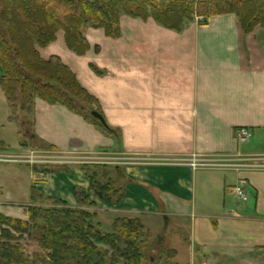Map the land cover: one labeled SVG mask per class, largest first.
<instances>
[{
	"label": "crops",
	"instance_id": "crops-1",
	"mask_svg": "<svg viewBox=\"0 0 264 264\" xmlns=\"http://www.w3.org/2000/svg\"><path fill=\"white\" fill-rule=\"evenodd\" d=\"M120 26L116 40L104 30L86 29L90 50L84 56L68 49L62 30L53 44L38 48L42 59L58 57L74 73L119 139L37 99L36 139L54 165L37 191L77 208L74 190L90 187L82 165H107L120 156L127 161L128 183L116 206L136 218L183 224V241L174 245L188 249L186 264L197 256L202 264H264V169L250 161L264 160V30L246 35L234 15L207 24L195 20L181 33L126 15ZM10 116L0 87V148L31 153ZM243 128L253 133L250 141L236 139ZM195 158L221 159L227 166L193 168L188 162ZM2 173L17 179L27 174L32 187L30 170L0 165ZM242 180L248 184L246 204L233 193ZM12 200L4 204L15 206ZM172 250L181 264L180 251Z\"/></svg>",
	"mask_w": 264,
	"mask_h": 264
},
{
	"label": "trees",
	"instance_id": "trees-1",
	"mask_svg": "<svg viewBox=\"0 0 264 264\" xmlns=\"http://www.w3.org/2000/svg\"><path fill=\"white\" fill-rule=\"evenodd\" d=\"M124 15L144 21L153 19L178 33L195 20L207 24L214 17L228 15L237 18L246 35L257 28L264 30V0H0V87L11 112L9 121L18 126L22 147L28 149L36 142L45 146L37 141L35 134L37 99L53 107L63 106L102 134L119 139L116 130L93 118V111L103 116L99 103L81 86L74 73L58 57L42 59L38 48L53 44L62 30L68 49L84 56L90 50L84 31L101 29L108 38L119 39L120 19ZM97 168L83 167L90 183L88 192L74 190L82 208L95 207L90 199L92 195L106 204L125 199V187L122 191L113 188L121 178L118 177V182L112 180L108 174L110 168L105 167V175L101 177L92 172ZM107 177L106 184L99 180ZM37 199L43 200L44 196L32 189L34 205L26 210L27 220L0 213V264H151L155 261L152 251L156 244L141 219H118L112 233L106 234L95 224L96 214L50 198L46 199L54 207H38ZM23 242L36 244L40 251L27 255ZM158 250V256L166 259H162V264H178L174 261V250L166 251L163 247Z\"/></svg>",
	"mask_w": 264,
	"mask_h": 264
},
{
	"label": "rangeland",
	"instance_id": "rangeland-1",
	"mask_svg": "<svg viewBox=\"0 0 264 264\" xmlns=\"http://www.w3.org/2000/svg\"><path fill=\"white\" fill-rule=\"evenodd\" d=\"M28 149L31 151V153H12L7 152L0 148V152L10 154L12 156H17L18 162H9V163H0L1 166H15V167H21L24 172L32 171L34 173V179L32 181V187H30V182H28V175H25V178L19 177L13 178L9 174L2 173L0 174V182L5 183L6 187L4 189H1L0 187V213L9 215L13 218H19L22 220H27L26 218V210L28 207L33 206L31 196H32V189H36L37 183L41 182L44 177L47 176L46 173L52 172V169L54 168V165H50L51 160L47 159L46 156H49L47 153V148L45 146H41L40 143H32ZM33 152V153H32ZM32 155L35 158L34 160L37 161V163H31L32 161ZM22 157V158H21ZM127 161L123 160L120 156L117 157V159L110 161L109 164H100L99 165H92L93 167H98L94 171H92L95 174H99L104 176L105 172H103V168H110V171L108 172L109 176H112V180L118 182V177L121 178L120 183L115 185L113 188L115 190H124V193H126V183L127 179L124 175V163ZM53 164V163H51ZM66 165V164H64ZM84 166H91V165H82V169ZM118 168V169H117ZM118 170V171H116ZM35 179L37 181H35ZM16 181V185H13L12 182ZM101 183L106 184L108 182V177L106 179L99 178ZM26 193V194H25ZM40 194V193H39ZM26 195V196H25ZM42 195V194H40ZM13 196L12 203L15 204V206H7L4 204L6 202V198ZM30 196V198H29ZM44 196V195H42ZM26 197V198H24ZM96 197V196H95ZM47 197L44 196L43 200H38L35 204L38 207L43 208H51L54 207L53 203L48 201L46 199ZM51 199V198H50ZM96 200L99 202L98 204L91 200V202L95 203V207L93 208H82L79 204L77 208H82L86 211H89L93 214H96L95 218V224L99 225L101 227V231L106 234H110L113 231V224L118 219H141L143 224L145 222V228L146 231H149L152 235V242H154L155 248L152 251V257L155 259L153 263L151 264H162V261L166 260L165 258H160L158 256L159 250L161 247L164 248V250H172L174 247L180 251V258L178 259V262L181 264H186L190 262V257L188 253V249L182 248L179 246H175L174 242H180L178 239L183 241L182 234L186 233V229L183 227V224H180L179 222H172V224L167 223L165 225V221L161 217H150V218H136L132 216V210L127 209H121L119 206L120 203H113V204H106L98 197H96ZM237 200V199H236ZM239 202V201H238ZM240 204H246L245 202H240ZM113 206V207H111ZM147 226V227H146ZM23 245L25 246L26 254L29 256H32L34 253L39 252L40 249L38 246L31 242H23ZM175 251V250H174ZM176 252V251H175ZM163 259V260H162ZM161 260V262L159 261ZM176 260V257L174 261ZM199 260V261H198ZM202 258L200 256H197V261L194 264H202Z\"/></svg>",
	"mask_w": 264,
	"mask_h": 264
},
{
	"label": "built area",
	"instance_id": "built-area-1",
	"mask_svg": "<svg viewBox=\"0 0 264 264\" xmlns=\"http://www.w3.org/2000/svg\"><path fill=\"white\" fill-rule=\"evenodd\" d=\"M253 137V133L251 130L247 128L240 129L236 132V139L239 142H247L250 141ZM22 158V157H21ZM32 161L31 163H37L35 161L33 155H32ZM17 156H12L10 154L1 153L0 152V163H9V162H18ZM254 165H252L254 168H260L264 169V160L262 159H252L250 160ZM227 161H222L221 159H211V160H201V159H192L188 162V165L193 168H221L226 167ZM233 193L236 197V199L239 202H248L249 201V192H248V184L246 181L242 180L237 187L233 190Z\"/></svg>",
	"mask_w": 264,
	"mask_h": 264
},
{
	"label": "water",
	"instance_id": "water-1",
	"mask_svg": "<svg viewBox=\"0 0 264 264\" xmlns=\"http://www.w3.org/2000/svg\"><path fill=\"white\" fill-rule=\"evenodd\" d=\"M91 115L93 116V118H95L96 120H98L103 126H105L106 128H108V124H107L105 118L101 114H99L96 111H93L91 113ZM27 133H28V131H27ZM152 261H153V259H152Z\"/></svg>",
	"mask_w": 264,
	"mask_h": 264
}]
</instances>
